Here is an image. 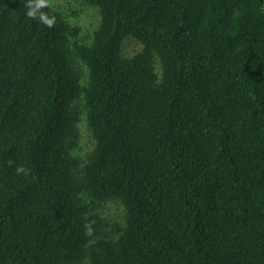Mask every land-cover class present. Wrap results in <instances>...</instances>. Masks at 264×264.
Wrapping results in <instances>:
<instances>
[{
	"label": "trees",
	"instance_id": "trees-1",
	"mask_svg": "<svg viewBox=\"0 0 264 264\" xmlns=\"http://www.w3.org/2000/svg\"><path fill=\"white\" fill-rule=\"evenodd\" d=\"M82 1L0 0V264H264V0Z\"/></svg>",
	"mask_w": 264,
	"mask_h": 264
},
{
	"label": "rangeland",
	"instance_id": "rangeland-1",
	"mask_svg": "<svg viewBox=\"0 0 264 264\" xmlns=\"http://www.w3.org/2000/svg\"><path fill=\"white\" fill-rule=\"evenodd\" d=\"M49 5L63 13L70 23L81 28V40L85 44H90L93 34L100 23V13L98 8L87 6L82 0H49ZM142 50V46L134 39H127L123 45V53L127 57H132ZM87 73V70H85ZM80 143L77 153L81 157L91 149V141L85 121L80 123ZM104 217L111 224L124 221V211L122 206L116 203H109L104 209Z\"/></svg>",
	"mask_w": 264,
	"mask_h": 264
},
{
	"label": "clouds",
	"instance_id": "clouds-1",
	"mask_svg": "<svg viewBox=\"0 0 264 264\" xmlns=\"http://www.w3.org/2000/svg\"><path fill=\"white\" fill-rule=\"evenodd\" d=\"M49 0H28V2L25 4V7L28 9L26 12L27 17L32 19H39L42 23H44L48 27H53L55 25V17H49L47 13L40 11L38 15V10H41L43 8L49 7ZM24 169L18 168V172H23ZM92 223L86 221L85 223V234L87 236L93 235V228Z\"/></svg>",
	"mask_w": 264,
	"mask_h": 264
}]
</instances>
